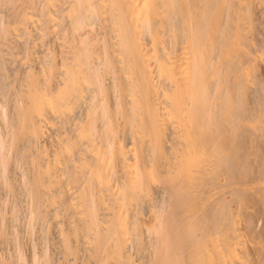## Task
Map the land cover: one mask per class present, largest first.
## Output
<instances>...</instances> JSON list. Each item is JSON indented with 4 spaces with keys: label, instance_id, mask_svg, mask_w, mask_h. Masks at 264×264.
I'll list each match as a JSON object with an SVG mask.
<instances>
[{
    "label": "bare ground",
    "instance_id": "6f19581e",
    "mask_svg": "<svg viewBox=\"0 0 264 264\" xmlns=\"http://www.w3.org/2000/svg\"><path fill=\"white\" fill-rule=\"evenodd\" d=\"M0 264H264V0H0Z\"/></svg>",
    "mask_w": 264,
    "mask_h": 264
}]
</instances>
